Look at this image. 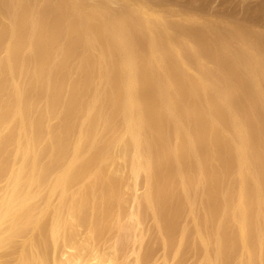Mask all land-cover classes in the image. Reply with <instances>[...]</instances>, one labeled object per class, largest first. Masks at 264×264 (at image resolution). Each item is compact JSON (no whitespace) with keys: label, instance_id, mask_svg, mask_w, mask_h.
<instances>
[{"label":"bare ground","instance_id":"1","mask_svg":"<svg viewBox=\"0 0 264 264\" xmlns=\"http://www.w3.org/2000/svg\"><path fill=\"white\" fill-rule=\"evenodd\" d=\"M235 18L0 0V264H264V31Z\"/></svg>","mask_w":264,"mask_h":264},{"label":"rangeland","instance_id":"2","mask_svg":"<svg viewBox=\"0 0 264 264\" xmlns=\"http://www.w3.org/2000/svg\"><path fill=\"white\" fill-rule=\"evenodd\" d=\"M97 1V0H89ZM170 1V0H169ZM176 4L198 7L206 14H232L237 21L259 22L255 27L264 31V0H171ZM123 6L118 3L112 6L113 11H119ZM261 9L258 11V9ZM185 27L194 25L185 24Z\"/></svg>","mask_w":264,"mask_h":264}]
</instances>
